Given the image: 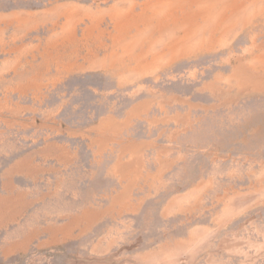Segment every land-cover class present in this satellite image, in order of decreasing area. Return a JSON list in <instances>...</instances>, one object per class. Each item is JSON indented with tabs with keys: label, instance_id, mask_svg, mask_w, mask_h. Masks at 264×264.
<instances>
[{
	"label": "rangeland",
	"instance_id": "374dc122",
	"mask_svg": "<svg viewBox=\"0 0 264 264\" xmlns=\"http://www.w3.org/2000/svg\"><path fill=\"white\" fill-rule=\"evenodd\" d=\"M0 203V264H264V0H0Z\"/></svg>",
	"mask_w": 264,
	"mask_h": 264
},
{
	"label": "crops",
	"instance_id": "0c3cea01",
	"mask_svg": "<svg viewBox=\"0 0 264 264\" xmlns=\"http://www.w3.org/2000/svg\"><path fill=\"white\" fill-rule=\"evenodd\" d=\"M8 206H9L8 213L11 214V211H12L11 208H12V206H11V205H8ZM2 208H4V207H2V206H1V203H0V209L2 210ZM3 212H4V213H3ZM3 212H0V214H2V215L4 216V218H6V217H7V216H6L7 210L4 208V209H3ZM9 214H8V215H9ZM8 217L10 218L11 215H9ZM31 234H32V232L29 231V236H28L29 240H28V241H31V240H32V235H31ZM39 243H40V242H39Z\"/></svg>",
	"mask_w": 264,
	"mask_h": 264
}]
</instances>
